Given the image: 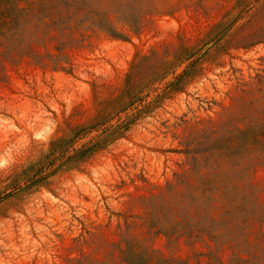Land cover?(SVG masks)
Here are the masks:
<instances>
[{
  "label": "rangeland",
  "instance_id": "374dc122",
  "mask_svg": "<svg viewBox=\"0 0 264 264\" xmlns=\"http://www.w3.org/2000/svg\"><path fill=\"white\" fill-rule=\"evenodd\" d=\"M136 262L264 264V0H0V264Z\"/></svg>",
  "mask_w": 264,
  "mask_h": 264
},
{
  "label": "trees",
  "instance_id": "16d2710c",
  "mask_svg": "<svg viewBox=\"0 0 264 264\" xmlns=\"http://www.w3.org/2000/svg\"><path fill=\"white\" fill-rule=\"evenodd\" d=\"M253 144H254L255 147L262 145V144H259V141H257V140L254 141ZM201 231L207 232V234L211 238H213L214 240L217 239V238H221L220 236H222V237H225L226 235L230 236L229 235V231H230L229 228H223L221 231H219L218 229H213L210 225H204L203 227H201ZM166 234L172 235L174 233L172 231H167ZM135 258H137L138 261L140 260V263H142V262H144L146 260L142 253H135ZM140 263H137V264H140Z\"/></svg>",
  "mask_w": 264,
  "mask_h": 264
}]
</instances>
